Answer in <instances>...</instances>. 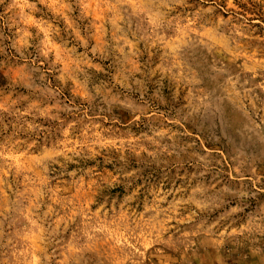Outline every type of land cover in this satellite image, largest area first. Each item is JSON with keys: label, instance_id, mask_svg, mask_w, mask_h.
<instances>
[{"label": "rangeland", "instance_id": "374dc122", "mask_svg": "<svg viewBox=\"0 0 264 264\" xmlns=\"http://www.w3.org/2000/svg\"><path fill=\"white\" fill-rule=\"evenodd\" d=\"M0 264H264V0H0Z\"/></svg>", "mask_w": 264, "mask_h": 264}]
</instances>
